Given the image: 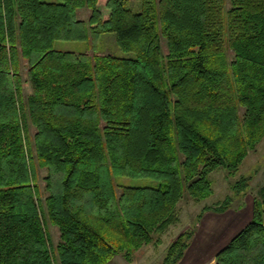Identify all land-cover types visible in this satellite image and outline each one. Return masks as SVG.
<instances>
[{
	"label": "trees",
	"instance_id": "1",
	"mask_svg": "<svg viewBox=\"0 0 264 264\" xmlns=\"http://www.w3.org/2000/svg\"><path fill=\"white\" fill-rule=\"evenodd\" d=\"M106 33L134 55L100 53ZM57 41L91 42L93 54ZM263 138L264 0H141L138 11L126 0H0V264L132 261L163 242L186 193L212 196L210 174L224 166L237 175ZM35 162L48 171L45 208ZM117 176L159 185L123 186ZM251 178L233 185L236 195ZM260 192L251 221L213 264H264ZM230 203L206 206L197 223ZM47 219L60 231L55 248ZM195 231L179 235L161 264H178Z\"/></svg>",
	"mask_w": 264,
	"mask_h": 264
},
{
	"label": "rangeland",
	"instance_id": "2",
	"mask_svg": "<svg viewBox=\"0 0 264 264\" xmlns=\"http://www.w3.org/2000/svg\"><path fill=\"white\" fill-rule=\"evenodd\" d=\"M129 7L138 11L141 6V0H126ZM226 7L230 8V3L227 1ZM100 9L108 16L110 11L100 4ZM91 15L89 8L80 9L79 16L81 19L87 20ZM91 42L88 41H57L55 46L61 50H70L76 52H89L93 54L91 49ZM164 54L168 53V47L166 40L162 41ZM98 51L102 54H114L121 57L133 56V52L123 51L116 40L114 33L103 34L97 43ZM228 56L232 60L234 57V51L229 50ZM22 77H23V99L27 104L28 98L33 93L32 85L28 76V63L26 60H22ZM28 135L31 142L34 144V135L37 131L36 127L29 120L28 109ZM244 109L241 110L243 114ZM36 160V153H35ZM37 161V160H36ZM35 169L37 173L36 183L38 192L41 197L43 207L45 208V200L49 195L46 190L45 177L48 174L47 169L41 168L35 162ZM251 176V180L248 182V188L238 192V195L233 191V185L242 176ZM210 178L213 182L214 193L207 199L195 200L188 193L180 201L177 208L178 221L171 225L164 233L159 234L164 241L165 246H169L173 241L177 239L185 231H192L195 229V235L191 242L194 241V249H199L205 246H213L215 250H220L225 247L231 240V237L238 234L253 217V209L255 201L262 200L261 189L264 186V138L257 145L256 149L251 150L243 163L239 167V172L235 176L229 175L227 169L221 166L214 170L210 174ZM117 183L123 186H158L159 181L150 178H132L128 176H117ZM228 197L231 199L229 209L224 213H216L214 211H207L202 220L197 223V217L206 206L215 207L224 203ZM227 215V221L215 222L213 217H224ZM235 215L239 216L238 218ZM246 221V223H244ZM244 223V225H242ZM220 224V226H219ZM240 224V225H239ZM47 226L49 231V237L54 248L60 242V231L58 226L54 225L47 219ZM244 226V227H243ZM240 230V231H239ZM158 235V236H159ZM162 247H158L159 250L157 257H155L154 264H161L163 254ZM213 258V257H212ZM212 262V260L210 261ZM213 264V263H212Z\"/></svg>",
	"mask_w": 264,
	"mask_h": 264
},
{
	"label": "crops",
	"instance_id": "3",
	"mask_svg": "<svg viewBox=\"0 0 264 264\" xmlns=\"http://www.w3.org/2000/svg\"><path fill=\"white\" fill-rule=\"evenodd\" d=\"M79 13H80V10H79ZM235 217L238 218L239 216L235 215ZM227 218H228L227 215H224V217H213V219L217 223H220L221 221H227L228 220ZM244 223H246V221ZM244 223L242 225H244ZM233 237H231V239ZM162 246H164L163 248L165 249H163V251H160V253H164L163 258H162L164 259L166 251L168 249V245L165 246L164 241H163L161 244H158V245L155 243L145 245L144 247H142L141 249L135 252L134 259L132 261H128L124 257L123 254H118L114 256L113 259L108 264H154V261H155L154 259L155 257H157V254L159 252L158 249ZM212 247L213 246L210 245V246H205L199 249H196V248L194 249V241H193L191 242L189 248L186 250L184 257L178 264H212L215 262L216 254L219 251V250H215ZM211 260L212 262H210Z\"/></svg>",
	"mask_w": 264,
	"mask_h": 264
}]
</instances>
